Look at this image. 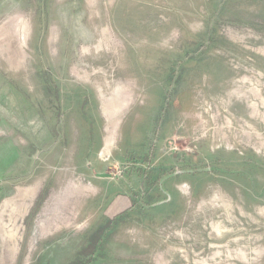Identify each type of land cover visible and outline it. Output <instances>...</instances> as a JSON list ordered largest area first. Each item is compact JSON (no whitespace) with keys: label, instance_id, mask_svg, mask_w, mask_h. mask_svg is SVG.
<instances>
[{"label":"rangeland","instance_id":"1","mask_svg":"<svg viewBox=\"0 0 264 264\" xmlns=\"http://www.w3.org/2000/svg\"><path fill=\"white\" fill-rule=\"evenodd\" d=\"M0 264H264V0H0Z\"/></svg>","mask_w":264,"mask_h":264},{"label":"crops","instance_id":"2","mask_svg":"<svg viewBox=\"0 0 264 264\" xmlns=\"http://www.w3.org/2000/svg\"><path fill=\"white\" fill-rule=\"evenodd\" d=\"M117 207L120 209L118 211H120V213H122L125 210L129 209V202L126 200V198H123V197L117 198L116 200H114L112 202V205L110 206L109 214H111V211H112L113 208H117ZM115 213H117V212H114L112 214H115Z\"/></svg>","mask_w":264,"mask_h":264},{"label":"water","instance_id":"3","mask_svg":"<svg viewBox=\"0 0 264 264\" xmlns=\"http://www.w3.org/2000/svg\"><path fill=\"white\" fill-rule=\"evenodd\" d=\"M97 177L99 178H109L110 176L107 174H97Z\"/></svg>","mask_w":264,"mask_h":264},{"label":"trees","instance_id":"4","mask_svg":"<svg viewBox=\"0 0 264 264\" xmlns=\"http://www.w3.org/2000/svg\"><path fill=\"white\" fill-rule=\"evenodd\" d=\"M152 178H153V182H157L160 180V176H158V175H154V177H152Z\"/></svg>","mask_w":264,"mask_h":264}]
</instances>
